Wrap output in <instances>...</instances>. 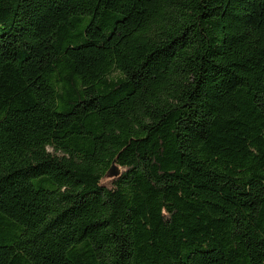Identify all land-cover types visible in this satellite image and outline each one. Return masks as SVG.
<instances>
[{
	"label": "trees",
	"instance_id": "16d2710c",
	"mask_svg": "<svg viewBox=\"0 0 264 264\" xmlns=\"http://www.w3.org/2000/svg\"><path fill=\"white\" fill-rule=\"evenodd\" d=\"M0 264H264V0H0Z\"/></svg>",
	"mask_w": 264,
	"mask_h": 264
},
{
	"label": "water",
	"instance_id": "95a60500",
	"mask_svg": "<svg viewBox=\"0 0 264 264\" xmlns=\"http://www.w3.org/2000/svg\"><path fill=\"white\" fill-rule=\"evenodd\" d=\"M117 172L115 171V168L114 166H111L110 170H109V175L113 176V175H116Z\"/></svg>",
	"mask_w": 264,
	"mask_h": 264
}]
</instances>
